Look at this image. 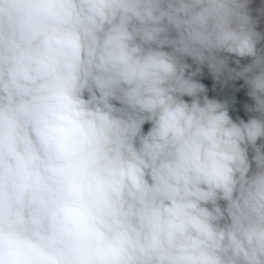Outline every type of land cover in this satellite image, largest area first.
<instances>
[{
    "label": "clouds",
    "instance_id": "clouds-1",
    "mask_svg": "<svg viewBox=\"0 0 264 264\" xmlns=\"http://www.w3.org/2000/svg\"><path fill=\"white\" fill-rule=\"evenodd\" d=\"M0 264H264V0H0Z\"/></svg>",
    "mask_w": 264,
    "mask_h": 264
}]
</instances>
